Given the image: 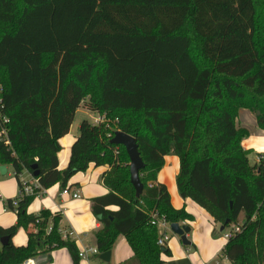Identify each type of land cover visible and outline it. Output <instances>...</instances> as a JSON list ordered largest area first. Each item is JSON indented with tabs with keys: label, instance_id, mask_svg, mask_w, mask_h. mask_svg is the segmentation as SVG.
Returning a JSON list of instances; mask_svg holds the SVG:
<instances>
[{
	"label": "trees",
	"instance_id": "16d2710c",
	"mask_svg": "<svg viewBox=\"0 0 264 264\" xmlns=\"http://www.w3.org/2000/svg\"><path fill=\"white\" fill-rule=\"evenodd\" d=\"M82 106L106 121L80 124L60 170V140ZM242 109L264 130V0H0V119L9 121L10 141L0 137V165L13 167L20 187L18 198L4 202L18 220L0 227V237L10 238L0 264L61 248L79 264L61 215L28 208L44 190L59 184L64 191L91 164L110 167L103 176L109 193L91 207L102 226L101 253L123 236L134 252L126 264H165L161 256L171 252L158 245L153 214L169 224L193 221L158 182L170 155L180 162V196L224 232L240 227L222 256L264 264V162L251 165L242 145L250 136L237 126ZM118 131L136 139L145 164L139 198L126 149L111 144ZM35 171L41 188L26 195L21 176ZM20 228L28 244L15 247Z\"/></svg>",
	"mask_w": 264,
	"mask_h": 264
},
{
	"label": "crops",
	"instance_id": "0c3cea01",
	"mask_svg": "<svg viewBox=\"0 0 264 264\" xmlns=\"http://www.w3.org/2000/svg\"><path fill=\"white\" fill-rule=\"evenodd\" d=\"M82 109L83 107L77 113ZM93 114L95 115L94 117L90 116L93 120L91 124H95V119L101 117L96 112H93ZM73 126L74 124L71 127L70 133L60 140L62 147L58 155L60 170L68 167L72 146L79 135L80 125L76 131L73 129ZM237 126L247 129L250 133L249 138L244 140L242 144L244 149L249 153L254 150L255 146V144L254 146H249L248 144L252 138L264 141V130L258 128L256 117L250 111L240 110ZM263 149L264 146L256 148V157L257 153ZM255 164H257V160H255ZM6 169V174L2 175L0 172V227L3 229L15 226L18 220L17 214L7 210L4 202L6 200H14L20 195V187L15 178L13 167L7 165ZM108 171H110L109 166L96 167L94 164H91L86 172L74 176L68 185V187H72L71 191L73 193L79 191L80 198L73 199L63 196V191L60 185L57 184L40 193L29 206L28 213L30 215H38L41 211L47 210L53 216L59 214L62 217L60 230L64 239H70L75 242L78 251L82 248L97 247L96 233L102 226L92 213V200L109 193V190L103 184V176ZM179 171V158L174 155L166 156L165 166L158 175V182L167 186L172 206L176 210L184 209L186 213L193 217V221L187 220L179 223L180 225H188L190 227L191 231L187 237L191 241V245L184 246L180 237L174 234L171 236L168 233L169 231L166 230L164 232L169 236L166 248L170 250L171 254L167 255L163 253L161 259L165 264H214L215 261L219 262L220 257H222V260L225 259L222 256V250L228 241L223 236L214 237L213 233L217 230L218 224L215 223L212 216L206 210L191 199L184 200L180 196L177 187ZM21 179L29 185L34 183V177L28 173H24ZM109 209L112 211L118 210L117 207ZM218 229H220V226ZM29 230L36 231V228L30 226ZM50 230L48 229V231ZM1 238L0 251L4 248ZM28 240V230L20 228L11 242L15 247H23L27 246ZM111 253V261L109 263L104 262L100 256L94 259L91 264H126L134 258V252L123 236L118 238ZM36 258L40 264H74L72 256L66 248L55 250L50 255L40 254ZM79 264L87 263L79 262Z\"/></svg>",
	"mask_w": 264,
	"mask_h": 264
},
{
	"label": "built area",
	"instance_id": "2783aa9c",
	"mask_svg": "<svg viewBox=\"0 0 264 264\" xmlns=\"http://www.w3.org/2000/svg\"><path fill=\"white\" fill-rule=\"evenodd\" d=\"M105 121H106L105 116H103V117L101 116V117L95 119L94 125L103 124V123H105ZM8 122H9L8 119H6L4 117L2 119H0V137L6 143L7 146L10 145V141L8 139L7 130L4 127V125L7 124ZM115 122H118V120H115ZM256 158H257L256 159L257 164L264 162V149L257 153ZM22 182L25 185L24 193L26 195H32V194H34L36 189L41 188L39 181L36 180L35 178H34V183L32 185L26 184L24 181H22ZM62 195L66 196V197L67 196L71 197L73 199L80 198L79 191L73 193L71 191L70 187H67L62 192ZM14 205L16 206L17 203L14 202ZM152 223L154 225H156L160 230V238L158 240V245L161 247H166V242L168 241L169 236L164 231H166V230L171 231L170 230L171 224H169L164 217H160L157 213L153 214V222ZM240 231H241L240 227L235 225L231 230H227L224 232L223 238L226 241H228L234 234L239 233ZM101 255H102V253L98 247L82 248L78 251L79 260L81 263L85 262L87 264H91L94 259L99 258ZM21 264H40V262L37 258H31V259H28V260L22 262Z\"/></svg>",
	"mask_w": 264,
	"mask_h": 264
},
{
	"label": "water",
	"instance_id": "95a60500",
	"mask_svg": "<svg viewBox=\"0 0 264 264\" xmlns=\"http://www.w3.org/2000/svg\"><path fill=\"white\" fill-rule=\"evenodd\" d=\"M111 144L123 146L127 154L130 158V173H131V183L136 190V197L139 198L142 193L144 186L140 179V171L145 168V164L141 158L137 141L134 137L127 135L121 131L115 133L113 139L111 140ZM34 170L37 169L36 166L33 167ZM6 166L0 167V172L2 175L6 174ZM39 176V172L35 171L33 177L37 178ZM170 230L174 235L180 237L181 242L184 246H190L191 241L188 239L187 235L190 233L191 229L188 225H180L179 223H173L170 226ZM225 226L222 225L220 228V232H224ZM10 242L9 237H2L1 243L3 246H7ZM111 251L103 253L101 255V259L109 263L111 261Z\"/></svg>",
	"mask_w": 264,
	"mask_h": 264
},
{
	"label": "rangeland",
	"instance_id": "374dc122",
	"mask_svg": "<svg viewBox=\"0 0 264 264\" xmlns=\"http://www.w3.org/2000/svg\"><path fill=\"white\" fill-rule=\"evenodd\" d=\"M82 107H83V109L80 112L77 113V115L75 117V122L73 123L74 124V126H73L74 128L73 129H75V131L78 129V126L83 121L87 120V121H89L91 123V121H93V120L90 118V116L91 117H94L95 116L91 110L86 109L84 106H82ZM253 139H254V141H253ZM248 144H249V146H251V145L254 146V144H255L254 150L251 151V153H249V156H248L251 165H254L255 160H256V155H255L256 154V148H258L259 146L260 147L261 146H264V141H261V140L252 138V140H250V142ZM219 226H221V225L218 224V228H219ZM218 228L216 230V232L218 233V236H223V234L220 232V229H218ZM168 233L171 236L173 235V233L171 231H169ZM218 263L219 264H231L226 259H223L222 260V257H220L219 262L215 261L214 264H218Z\"/></svg>",
	"mask_w": 264,
	"mask_h": 264
}]
</instances>
